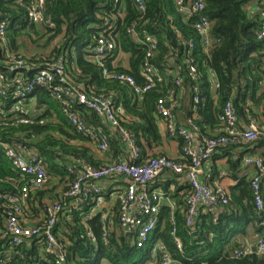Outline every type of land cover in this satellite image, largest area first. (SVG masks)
<instances>
[{
  "label": "trees",
  "instance_id": "16d2710c",
  "mask_svg": "<svg viewBox=\"0 0 264 264\" xmlns=\"http://www.w3.org/2000/svg\"><path fill=\"white\" fill-rule=\"evenodd\" d=\"M118 1L47 0L45 21L34 24L29 13L36 0H0V195L18 194L29 182L14 171L13 162L7 157L8 150L18 155L26 156L29 152L38 156L50 180L45 189L31 192L24 218L38 219L35 227L45 226L49 221L46 208L61 204L63 211L55 233L65 254V260L61 261L57 252L47 253L40 238L13 245L6 236L9 209L0 200V264H151L158 244L175 264H264V255L236 254L243 246L238 236H245L249 227L259 231L258 226L264 223V211H258L255 205L251 179L244 180L238 190L231 192L228 205L197 219L191 237L187 233L185 202L182 213L163 206L157 229L143 249H138L133 236H127L122 230L120 203L113 210L112 230L106 244L101 214L92 213L93 198L77 203L65 196L84 164L96 169L111 164L100 166L92 160L88 146L98 149L97 144L90 136L79 133L70 118L75 116L89 127L105 132L103 120L82 107L73 94L56 100L53 88L57 83L43 87L36 84L34 72L10 73L8 68L17 60L38 69L64 61L65 75L72 87L88 97L112 98L117 109H121V125L131 133L141 152L140 165L166 156L148 155L162 144L157 105L160 100H170L172 105L182 88L190 87L193 91L188 120L195 121L203 136H211L213 130L208 131V125L210 129L221 127L220 116L227 103H233L239 118L249 101H254L256 106L264 103V42L257 39L261 17L249 12L253 2L259 6L262 0H206L212 38L219 41L208 50L196 32L197 17L183 10L187 2L180 6L177 0H146V10L140 12L134 0ZM48 18L53 27L46 24ZM3 24L6 27L2 31ZM111 28L112 36H109ZM147 37L156 41L155 50L145 42ZM101 38L116 43L115 57L120 52L130 55L128 69L113 65L114 58L109 56L103 64L110 76H104V69L94 54ZM191 43L195 45L193 49ZM191 60H194L195 74L191 71ZM147 63L159 72L162 81L142 96L114 78L126 74L145 86L143 69ZM28 87L33 90L27 96H11ZM6 90L10 95L1 94ZM258 94L260 97L256 100ZM32 98L36 99L33 107ZM19 101L23 109L14 112ZM259 140L263 141L264 136ZM239 143L223 149L229 150ZM129 161L112 163H132ZM57 179L58 187L64 186L58 193L54 187ZM171 216L177 227L176 237ZM260 233L264 236L263 230ZM176 238L182 242V253L176 246Z\"/></svg>",
  "mask_w": 264,
  "mask_h": 264
},
{
  "label": "built area",
  "instance_id": "2783aa9c",
  "mask_svg": "<svg viewBox=\"0 0 264 264\" xmlns=\"http://www.w3.org/2000/svg\"><path fill=\"white\" fill-rule=\"evenodd\" d=\"M177 2L180 6L185 5L187 2L188 6L184 7L183 10L187 15L197 17L195 29L206 50L219 42L218 40L214 41L212 38V24L206 15V0H177ZM46 3L47 0H36L32 5L29 13L31 23L39 24L45 21ZM134 3L140 12L146 10V0H134ZM258 12L261 17V26L257 33V39L264 42V0L258 6ZM46 24L53 27L50 18L46 19ZM5 27L6 25L3 24L2 31ZM2 31L1 34H4ZM109 36H112V28ZM145 42L151 44L152 50L157 48L156 41L151 37H147ZM194 47V43H191L190 48L193 49ZM116 49L117 45L115 42L107 38H101L94 50L96 61L104 69L105 77L110 75L103 64V60L112 56L115 61L114 52ZM193 63L194 60H191V71L195 74L197 71ZM8 70L10 73L20 72L22 75L34 72L36 84L43 87H49L51 84L57 83L53 88V97L56 100H61L63 95L73 94L82 107L97 113L104 122L116 129L127 144L131 152L130 161L132 163H111L98 169L84 164L83 171L78 174V177L72 182L69 191L65 195L67 199L75 200L76 202L93 198L94 208L92 213L101 214L103 239L106 244L112 230L110 225L113 218V209L108 206V198L114 195H116L114 198L121 206L119 216L122 230L133 236L134 244L138 249H143L150 243L160 221L164 193L151 190L149 185L163 172H172L177 176L186 178L189 186V191L185 198L186 227L187 233L191 237L194 233V226L202 204L215 208L229 204V195L224 188L221 186L214 188L201 181L200 176L204 165L211 161L218 151L227 146L237 142L253 143L264 136V132H261L253 125L244 131L240 129L238 112L232 102L227 103L220 116V134L211 137L201 135L200 128L193 119H189L186 126L178 125L172 114L170 100H160L157 105V112L166 123L169 136L183 141L181 157L174 159L168 156H158L140 165L138 162L142 159L141 152L136 148L131 133L121 125L119 120L121 109H117L112 98L88 97L75 87H72L65 75L64 61L51 64L47 68L38 69L24 60H17ZM143 77L146 80L145 86H140L135 78L126 74L114 76L117 81L133 88L137 96L146 94L154 88L157 82L162 81V76L149 63L144 66ZM15 84H19V82L16 81ZM262 86L264 87V78ZM32 90V87H28L26 90H17L11 93V96L22 98L27 96ZM1 94L10 95V92L8 90L1 91ZM173 97L174 94L172 93L171 99ZM196 101H200L199 96L196 97ZM21 105L22 101H19V104L14 108V112L21 111L23 109ZM70 121L79 133L90 136L101 152L109 150L110 138L104 131L96 127H89L75 116H71ZM7 157L12 160L14 171L23 179H29V182L21 188L18 194L0 195V200L5 201L9 209L6 218V236L15 246L22 245L28 239L40 238L41 246L47 253L57 252L59 259L64 261L63 246L58 241L55 233L63 206L57 203L46 208L49 221L45 226H28L24 218V211L28 205L31 192L45 189L50 180L43 161L32 153L27 152L26 156H23L18 155L14 150H8ZM246 164L255 169V173L251 178V188L255 196L257 210L264 211V160L260 157H249L246 160ZM117 178H122L128 183L122 192L109 195L100 188L99 184L101 181ZM134 205L138 207L137 214H133L132 207ZM171 221L174 225L172 232L176 237L177 227L175 226L174 216H171ZM88 236L95 241L92 233H89ZM176 246L182 253L183 245L179 238H176ZM154 253L156 257L151 264H175V261L172 260L170 254L164 250L162 245H156ZM255 253L264 255V236H260L257 239L254 248L243 245L236 254L238 256H248ZM189 261L195 262V260L191 259Z\"/></svg>",
  "mask_w": 264,
  "mask_h": 264
},
{
  "label": "crops",
  "instance_id": "0c3cea01",
  "mask_svg": "<svg viewBox=\"0 0 264 264\" xmlns=\"http://www.w3.org/2000/svg\"><path fill=\"white\" fill-rule=\"evenodd\" d=\"M249 12L252 15L259 14L257 2H253L250 5ZM113 63V65L128 69L130 63V55L124 52H120ZM212 81L216 84V80L214 77L212 78ZM192 92L193 91L190 87H184L180 89L175 102L171 105L172 114L175 118V122L178 125H187L189 111L190 108L192 109ZM259 97L260 94L256 96V100L259 99ZM31 102V107H33L36 103V99L32 98ZM251 125L256 126L258 130L264 132V103L260 106H256L254 104V101H249L247 103L244 115L239 118V126L240 129L244 131L250 128ZM103 127L106 134L110 138L109 150L101 152L94 145H89L88 147L90 148V156L92 160L100 166L115 162L117 160H131V152L120 133L104 121ZM207 128L208 131L213 130L211 136H217L221 132V127L219 126H216L215 129H210V125H208ZM159 130L162 135V144L159 147H155L152 151L153 153L148 155L161 153L170 158H180L182 142L178 138L168 137L167 126L163 119L160 120ZM249 157H260L264 159V140H257L253 143L241 142L237 146L232 147L229 150L221 149L216 153L211 161L204 165L200 179L202 182L208 184L211 187L216 188L217 186H221L226 190L228 195H230L231 192L234 193L240 188L244 180L250 181V179L253 177L255 173L254 167L246 164V160ZM127 184L128 183L124 179L117 178L113 180L101 181L99 186L105 193L110 195L112 193L116 194L117 192H122ZM58 185L59 180L57 179L54 181V187H57V193L64 188L63 185L59 187ZM149 188L151 190L162 191L164 193L162 207H168L175 213H182V204L183 202H185L186 195L189 191V186L187 184L186 178L177 176L172 172H163L155 181L150 183ZM114 197H116V195L112 197L109 196L108 198V206H110L113 210L118 204L117 200ZM81 202H83V199L81 200ZM216 210L217 208L215 207L209 206L207 204H202L199 208L197 219H201V217L208 215L210 211ZM132 211L133 214H137V205H134L132 207ZM33 220L34 218L26 220L28 226H33L38 219H36L35 221ZM258 229L259 231L254 230L252 227H249L245 231V236L241 234L240 236H238V239L243 245L254 248L257 239L259 238V236H261L260 231L262 232L263 230L264 232V223L258 226ZM127 236H129L128 233Z\"/></svg>",
  "mask_w": 264,
  "mask_h": 264
},
{
  "label": "water",
  "instance_id": "95a60500",
  "mask_svg": "<svg viewBox=\"0 0 264 264\" xmlns=\"http://www.w3.org/2000/svg\"><path fill=\"white\" fill-rule=\"evenodd\" d=\"M254 252H255V249H254Z\"/></svg>",
  "mask_w": 264,
  "mask_h": 264
}]
</instances>
